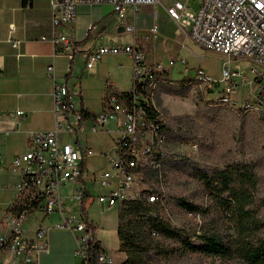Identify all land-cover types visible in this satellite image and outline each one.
<instances>
[{
  "label": "built area",
  "instance_id": "2783aa9c",
  "mask_svg": "<svg viewBox=\"0 0 264 264\" xmlns=\"http://www.w3.org/2000/svg\"><path fill=\"white\" fill-rule=\"evenodd\" d=\"M189 1L53 0L50 39L72 60L78 46L71 25L76 20L79 5L107 4L121 19L128 11L134 13L140 5L159 6L176 24L178 33H184L204 49L225 57L219 80L226 85L224 94L228 97V102L234 103L231 94L236 86L235 79L245 80V77L238 64H235L234 69L227 64L233 60H247L253 64L251 71L264 74V0H196L198 3L195 8L188 5ZM13 29V24H10V32ZM124 29L134 34L130 44L109 43L91 47L86 53L85 66L92 68L108 54H127L132 60V88L127 92H118L110 84H106L102 110L90 114L82 108L80 101L74 99L66 84L54 85V127L30 133L26 150L13 156L10 169L19 179L14 185L15 195L9 206L11 210L5 211L0 217V264H37L39 252L46 247L48 229L37 226L28 233L25 223L37 213L48 215L54 212L60 217V222L55 224L57 228L75 232L80 264L87 262L90 240L93 238L94 241H99L96 236L97 225L88 218H81L80 213L78 220H75L73 212L67 216L61 196L63 187L77 182L83 176L82 161L85 156L93 153L91 148L63 140L61 135L79 130L87 121H91L89 129L92 131L96 130L97 125H105L110 121H117L119 129L114 143L115 154L107 153L111 170L99 172L94 180L99 189V193L94 196L96 202L113 207L141 195L149 202L161 200L153 190H137L146 171L160 175L161 166L155 161H148L149 147H158V154H166L167 138L163 137V130L156 128V121L164 119L160 114L157 118L152 117L148 94H144V86H148V80H157V66H163L161 62L146 63L142 45L157 35L158 26L156 23L149 26L142 39L136 35L134 22ZM8 41L14 48L20 42L11 37H8ZM173 64L174 60H170L169 65ZM47 70L54 78V65L50 64ZM196 74L201 76L202 83H208L209 88L216 82L201 68L197 69ZM259 78L261 77L256 76L255 79ZM256 97L253 107L261 109L264 104L262 88L257 90ZM251 105L248 103V107ZM7 115L23 116L24 112L16 110ZM111 182L115 183L114 188L100 192L101 187ZM86 193L88 192L83 184L72 190V196L77 201ZM88 194L89 197L92 196ZM161 204L164 205V202L161 201ZM97 261L100 264H113L112 253L104 248L99 249Z\"/></svg>",
  "mask_w": 264,
  "mask_h": 264
},
{
  "label": "rangeland",
  "instance_id": "374dc122",
  "mask_svg": "<svg viewBox=\"0 0 264 264\" xmlns=\"http://www.w3.org/2000/svg\"><path fill=\"white\" fill-rule=\"evenodd\" d=\"M197 3L196 0H190L188 5L195 8ZM161 10L159 6L144 4L134 13L126 12L122 19L111 15L125 28L134 22L139 38L159 13L155 21L159 29L153 38L154 50L150 55H154L155 60L161 62L168 73L157 75L150 97L151 105L160 113L167 126L166 154L160 157L161 161L164 158L163 169L161 167L160 176H156L153 171H146L137 190L150 189L165 197V209L161 210V214L171 225L183 227L190 233L216 231L227 237L230 234L227 220L221 214L219 204L199 180L197 172L213 171L232 164L249 165L256 176L254 196L256 199H264V104L261 109L253 107L257 101V90L262 88L264 93V74L251 71L253 64L247 60H233L227 64L231 69L238 64L245 80H235L237 86L231 94L235 105L222 103L220 96L226 85L219 79L225 57L204 49L184 33H175L172 22L163 16ZM114 33L117 34L116 31ZM132 37L133 32L129 31L115 36L116 41L122 44H130ZM150 49L151 42L148 44V54ZM170 60H174L173 65H169ZM198 68L216 80L212 88L195 80ZM256 76L261 78L255 79ZM115 79L118 90L129 91L132 88L133 67L131 70H116ZM248 103L252 104L251 107H248ZM85 137L101 143L108 147L110 153L115 154L113 137L106 130L98 134L86 133ZM157 148L152 147L148 161L154 157ZM91 161V172L98 174L105 167L111 170V165L105 166L104 160L99 163L95 159ZM104 188L101 187L100 192H105ZM91 189L87 212L94 224H97V239L106 251L112 253L113 264H120L125 258L126 248L117 237L118 206L99 205L94 200L99 190L94 183ZM61 193L64 191L61 190ZM64 198L68 202L67 205L65 203L67 216H70L69 211H73L75 220H78V202H70L66 195ZM178 198H185L198 205L200 211L189 214L179 207ZM256 211L257 216L264 219V202L260 201ZM4 212L0 210V217ZM259 234L264 236V227ZM148 243L156 249V252H150L148 264H242L236 259L182 252L176 242L157 235H152Z\"/></svg>",
  "mask_w": 264,
  "mask_h": 264
},
{
  "label": "crops",
  "instance_id": "0c3cea01",
  "mask_svg": "<svg viewBox=\"0 0 264 264\" xmlns=\"http://www.w3.org/2000/svg\"><path fill=\"white\" fill-rule=\"evenodd\" d=\"M52 1L0 0V210L6 211L10 206L15 195L14 185L19 179V176L10 169L13 156L26 150L30 133L49 130L55 125L52 98L54 85L66 84L74 99H79L82 108L87 113L95 114L103 108L106 84H110L118 92H123L117 87L116 70H131L132 67L131 57L124 53L105 55L90 69L85 66L89 48L99 44H122L116 41L115 36L125 32L124 26L120 25L116 18L111 17L116 14L107 4L94 6L81 4L77 7V17L71 28L78 50L74 58L69 60L66 54L60 51L59 46L50 39ZM161 12L172 22L174 32L178 33L176 24L170 20L163 9ZM158 15L159 13L153 18V23H156ZM10 24L14 26L11 32ZM89 25L91 28L88 29ZM118 28L122 30L118 31ZM142 36L143 34L141 39ZM8 37L19 40L18 47H12ZM150 42L151 49L148 54ZM153 42L152 38L142 43L148 64L158 62L154 55H150L154 50ZM50 64L54 65V78L47 70ZM163 72L164 75L168 74L161 66L157 75ZM235 83L237 86L236 81ZM16 110L23 111L24 115H7ZM90 125L91 121H87L79 130L61 135L63 140L76 142L93 151L82 161L83 176L77 182L62 188L65 193H61L64 208L66 203L64 195H66L70 202H78V213H80L79 201L72 196V190L79 184H83L86 191L92 193L91 186L95 184L97 172L90 171L91 160L95 159L98 163L104 160L105 166H110L107 158V153L110 152L108 147L99 142L90 141L85 134H98L106 130L112 135L115 143L119 133L117 121L97 125L95 131L89 129ZM114 187L115 183L111 182L105 186L107 189L104 188V190L109 191ZM4 190L6 193H3ZM71 212L73 211H69ZM87 218L94 223L88 212ZM59 222L60 217L54 212L48 215L37 213L29 217L25 223L27 230L32 227L28 233L37 226L48 229L46 247L39 252L37 264H80L81 259L76 252V234L68 229L57 228L55 224ZM100 247L104 248L101 242Z\"/></svg>",
  "mask_w": 264,
  "mask_h": 264
},
{
  "label": "trees",
  "instance_id": "16d2710c",
  "mask_svg": "<svg viewBox=\"0 0 264 264\" xmlns=\"http://www.w3.org/2000/svg\"><path fill=\"white\" fill-rule=\"evenodd\" d=\"M144 94H148V103L151 105V92L144 90ZM152 107L151 105L152 117L157 118L160 113ZM156 126L163 130V137H166L167 126L164 121H156ZM162 155L156 150L154 157L149 161H155L163 169L164 158L160 160ZM197 174L213 200L219 204L221 214L227 220L230 234L223 237L216 231L190 233L183 227L173 226L161 214V210L165 209L164 196L158 194L160 201L149 202L141 195L125 201L118 209L117 237L120 244L126 248L125 258L120 264H148L150 252H156L155 247L148 243L152 235L176 242L182 252L236 259L242 264H264V236L259 234L264 227V219L259 218L256 211L260 201L264 202V199H256L254 196L256 176L251 166L232 164L213 171L199 170ZM89 198V194L86 193L79 201L80 217L83 219H87ZM177 203L191 214H196L201 209L185 198H178ZM8 210L11 208L8 207L6 211ZM99 249L100 242L92 238L85 264H100L97 261Z\"/></svg>",
  "mask_w": 264,
  "mask_h": 264
},
{
  "label": "bare ground",
  "instance_id": "6f19581e",
  "mask_svg": "<svg viewBox=\"0 0 264 264\" xmlns=\"http://www.w3.org/2000/svg\"><path fill=\"white\" fill-rule=\"evenodd\" d=\"M159 67L160 66H157V70H159ZM195 80L197 81H200L201 82V76L199 74H196V77H195ZM156 80H148V86H144V90L145 91H150L152 93L155 85H156ZM203 84H206V86H208V83H203ZM151 97V96H150ZM220 101L224 104H232V105H235L234 103H229L228 102V97H225V94L222 93V95L220 96ZM156 128H158V126H156ZM152 147H149V153L151 151ZM158 150V148H157ZM118 207L121 206V205H117Z\"/></svg>",
  "mask_w": 264,
  "mask_h": 264
},
{
  "label": "water",
  "instance_id": "95a60500",
  "mask_svg": "<svg viewBox=\"0 0 264 264\" xmlns=\"http://www.w3.org/2000/svg\"><path fill=\"white\" fill-rule=\"evenodd\" d=\"M122 30V28H118V31H121Z\"/></svg>",
  "mask_w": 264,
  "mask_h": 264
}]
</instances>
